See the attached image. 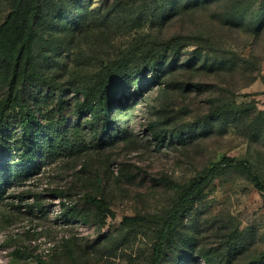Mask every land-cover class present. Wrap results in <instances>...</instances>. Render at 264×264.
<instances>
[{"label":"rangeland","instance_id":"1","mask_svg":"<svg viewBox=\"0 0 264 264\" xmlns=\"http://www.w3.org/2000/svg\"><path fill=\"white\" fill-rule=\"evenodd\" d=\"M159 4L91 0L86 6L100 15L82 32L57 33L51 43L50 33L39 34L37 62L67 88L65 104L46 97L39 112L44 122H59L71 150L49 161L40 175L7 188L0 204V264H151L158 227L132 230L124 218L170 213L179 197L173 185H188L223 157L248 161L264 180V28L246 20L232 23V0L181 8L154 24ZM8 9L0 2V23ZM171 39L183 46L177 66L161 85L151 84L137 100L124 102L126 135L99 144L86 123L90 115L77 117L84 99L73 84L93 81L109 60L165 49ZM6 98L0 83V105ZM59 107L64 111L53 120L52 110ZM224 108L236 112L210 120ZM189 127L198 131L195 139L171 143L168 131ZM86 195L106 200L114 219L86 203ZM71 208L85 220H72ZM182 237L196 243L185 248L193 257L180 264H208L206 257L250 264L264 253V195L242 173L224 169L186 219ZM237 238L241 249L225 256L226 244ZM178 254L170 252L161 264H175Z\"/></svg>","mask_w":264,"mask_h":264},{"label":"trees","instance_id":"2","mask_svg":"<svg viewBox=\"0 0 264 264\" xmlns=\"http://www.w3.org/2000/svg\"><path fill=\"white\" fill-rule=\"evenodd\" d=\"M0 0L9 9L0 23V83L7 90V98L0 105V204L5 199L7 188L38 176L49 161L60 158L71 150V143L65 138L58 121L44 122L39 112L46 97H57V105L63 101L67 88L57 85L55 77L47 75L34 54V43L43 31L52 35L48 41H57V33L82 32L83 27L99 18L100 13L90 10L85 0ZM160 4L152 14L154 24L170 19L181 8L192 10L209 0H159ZM235 8L232 23L236 19L249 21L258 29L264 28V0H232ZM79 5V6H78ZM258 6V11L252 8ZM79 7L78 14L74 9ZM78 10V9H77ZM251 17V18H250ZM165 49L154 51H131L119 59L109 60L100 69L93 81L88 84H73L77 94H82L77 117L89 114L87 125L94 132L99 144L109 145L116 138L126 135L123 126L126 115L125 101H134L152 85H161L164 78L173 71L182 56L183 46L171 39L164 43ZM54 54L59 46L51 48ZM201 57V54L198 56ZM47 58L46 60H48ZM197 59V58H196ZM191 61L185 66H189ZM47 94V96L45 95ZM127 103V102H126ZM118 109V110H117ZM63 107L52 110L51 118L62 114ZM119 112L118 117L116 114ZM246 111V110H240ZM211 114L210 120H225L234 108H224ZM51 113V112H50ZM49 117V116H46ZM48 121V118H45ZM196 128L189 127L181 132L168 131L171 143L186 144L197 136ZM122 135V136H121ZM158 140L160 135L153 134ZM165 136L161 143L165 142ZM234 169L245 175L264 195V180L246 160L223 157L221 162L188 185H173L178 190V201L170 213L163 216L126 217L123 225L132 230L157 226L158 238L151 264H161L170 252H179L175 264L184 263L193 255L185 248L195 245L193 237L183 238L186 219L195 213L198 203L206 198V190L224 169ZM86 203L100 211L104 218L114 219L106 200L85 196ZM72 220L81 219L75 208ZM65 219L68 216L64 215ZM69 218V219H70ZM239 238L225 246V256L240 250ZM208 264H220L218 259L206 257ZM193 264V263H192ZM250 264H264V253Z\"/></svg>","mask_w":264,"mask_h":264}]
</instances>
